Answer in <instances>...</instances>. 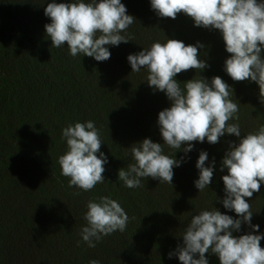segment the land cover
I'll return each mask as SVG.
<instances>
[{"label":"trees","instance_id":"16d2710c","mask_svg":"<svg viewBox=\"0 0 264 264\" xmlns=\"http://www.w3.org/2000/svg\"><path fill=\"white\" fill-rule=\"evenodd\" d=\"M50 2L0 0V264H89L93 259L101 264H180L177 256L168 254L182 245L181 235L193 215L214 206L237 218L222 205L227 169L220 170L228 141L237 138L226 134L215 145L205 140L193 142L187 154L177 151L176 158L184 161L173 169V186L149 177L142 179L143 187H125L117 178L118 170L133 162L129 147L144 138L162 143L158 113L170 107L165 93L148 86L146 70L131 73L127 56L168 38L203 43L200 58L209 67L200 74L209 80L219 75L233 88L242 135L264 124L258 85L234 82L226 74L229 54L218 30L195 27L184 14L175 20L159 18L150 0H121L136 18L128 29L134 39L106 46L110 59L97 62L82 54L74 58L66 45L51 47L46 36L44 26L50 19L44 8ZM195 75L199 72L189 70L176 79L183 87V81ZM88 120L100 130V151L108 163L104 183L84 192L68 186L58 157L67 150L62 129ZM201 150L209 156L206 166L214 158L215 168L209 188L198 193L195 165ZM165 154L174 150L165 146ZM101 196L117 200L130 219L123 233L116 231L89 248L79 230L86 225L87 201ZM249 202L252 223L260 226L254 234L264 235V184ZM250 231L242 225L234 235ZM206 257L209 264H219L214 254Z\"/></svg>","mask_w":264,"mask_h":264},{"label":"clouds","instance_id":"9594fccd","mask_svg":"<svg viewBox=\"0 0 264 264\" xmlns=\"http://www.w3.org/2000/svg\"><path fill=\"white\" fill-rule=\"evenodd\" d=\"M150 6L159 18L175 20L184 14L195 27L218 30L229 54L224 71L234 82H255L259 102L264 105V0H150ZM44 14L50 19L44 27L51 47L66 45L74 58L82 54L97 62L107 61L111 52L106 46H119L134 39L128 29L136 18L128 14L121 0H52ZM204 48L199 41L185 44L168 38L165 43L154 42L127 56L131 73L146 70L148 86L154 92L165 93L170 107L158 113L162 143L150 138L133 143L129 147L133 162L118 170L117 179L129 189L143 187L142 179L149 177L172 185L173 169L184 161L183 157L176 158L177 151L187 154L193 150V142L206 140L215 145L226 134L235 136L237 141H228L220 170L227 169L222 176V205L237 218L214 206L199 211L186 225L182 245L168 255L177 256L180 264H209V252L218 257L219 264H264V235L254 234L260 226L252 223L254 212L249 202L264 184V124L242 135L233 88L219 75L209 80L200 74L209 67L200 58ZM189 70L199 72V76L183 81L181 87L177 74ZM62 138L67 150L58 157V163L61 175L68 178V186L88 192L104 183L108 159L100 151L103 141L95 123L88 120L68 124L62 129ZM165 146L174 154H165ZM208 159L207 151L201 150L195 165L199 170L194 181L198 193L209 188L213 180L215 159L206 166ZM86 209V225L80 228L79 235L89 248H95L116 231L123 233L130 219L121 204L109 196L87 201ZM242 225L251 231L234 235ZM89 264L101 262L93 259Z\"/></svg>","mask_w":264,"mask_h":264}]
</instances>
